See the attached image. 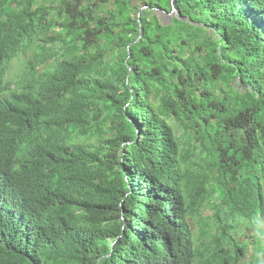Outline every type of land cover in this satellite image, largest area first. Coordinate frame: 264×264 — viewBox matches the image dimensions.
<instances>
[{
	"label": "trees",
	"instance_id": "trees-1",
	"mask_svg": "<svg viewBox=\"0 0 264 264\" xmlns=\"http://www.w3.org/2000/svg\"><path fill=\"white\" fill-rule=\"evenodd\" d=\"M261 238L264 0H0V264H264Z\"/></svg>",
	"mask_w": 264,
	"mask_h": 264
},
{
	"label": "rangeland",
	"instance_id": "rangeland-1",
	"mask_svg": "<svg viewBox=\"0 0 264 264\" xmlns=\"http://www.w3.org/2000/svg\"><path fill=\"white\" fill-rule=\"evenodd\" d=\"M156 13L159 16V18L162 19L163 22L166 21V23H169L170 20H171V18L176 15L173 12L170 15H168L167 13H161L159 11H156ZM21 65L22 64L20 62H15L14 65H13V68H12V72H16ZM210 212L211 211H208V210L204 209V213L205 214H210ZM196 226H198V225L195 224L194 228H196ZM241 230H243V231H241V233H243V236H240L239 237V240H243V241H247L248 242V238H249V236L251 237V234H252L253 231L251 229L249 230V229H245V228H242ZM244 234H246L245 237H244ZM257 246H259L260 248H262V250L264 251V240L262 238L258 242ZM248 252H249L248 253V257L250 259L253 257V254L254 253H255V255H257L256 249H255V244L254 243H249V251ZM260 255L264 259V254L263 253H260Z\"/></svg>",
	"mask_w": 264,
	"mask_h": 264
},
{
	"label": "water",
	"instance_id": "water-1",
	"mask_svg": "<svg viewBox=\"0 0 264 264\" xmlns=\"http://www.w3.org/2000/svg\"><path fill=\"white\" fill-rule=\"evenodd\" d=\"M157 11H159V12H161V13H165V11H163V10H157ZM172 12L175 13V14H177V15L180 17V15H179V13L177 12L176 9H173ZM167 14L170 15L171 13H167ZM170 21H171V20H170ZM164 23H166V21H164Z\"/></svg>",
	"mask_w": 264,
	"mask_h": 264
}]
</instances>
